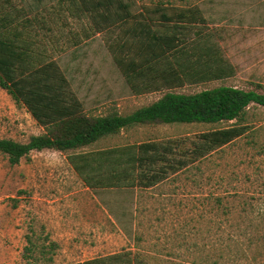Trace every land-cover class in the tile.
Listing matches in <instances>:
<instances>
[{"label": "rangeland", "instance_id": "374dc122", "mask_svg": "<svg viewBox=\"0 0 264 264\" xmlns=\"http://www.w3.org/2000/svg\"><path fill=\"white\" fill-rule=\"evenodd\" d=\"M123 1L130 14L148 11L153 19L161 6L201 10L205 25L189 39L211 46L230 76L172 92L228 86L264 94V0ZM12 4L20 19H35V45L56 62L86 115H125L166 92L133 95L112 59L120 30L94 33L69 0ZM233 122L135 126L86 151L166 141L188 148L200 132ZM238 123L242 136L145 190H91L68 153L32 151L15 165L0 155V264H122L109 259L119 253L129 264H264V107L249 104ZM41 133L0 89V138L25 143Z\"/></svg>", "mask_w": 264, "mask_h": 264}, {"label": "trees", "instance_id": "16d2710c", "mask_svg": "<svg viewBox=\"0 0 264 264\" xmlns=\"http://www.w3.org/2000/svg\"><path fill=\"white\" fill-rule=\"evenodd\" d=\"M69 1L84 13L94 33L120 30L122 37L116 41L112 59L133 95L166 92L125 115L115 111L86 115L56 62L35 45L31 37L35 19L7 15L6 9L14 6L0 2V89L42 128L41 134L30 136L25 143L0 138V155L9 165L32 151L54 150L68 153L66 161L91 190L148 189L168 173L177 174L242 136L246 127L238 122L249 104L264 107V94L252 90L219 86L192 94L171 91L186 82L226 78L231 73L211 46L195 37L189 39L192 28L204 22L196 6H170V13L166 6L157 7L153 13L158 16L153 19L148 11L131 15L129 1ZM128 22L131 25L126 26ZM188 48L190 52H186ZM230 121L234 122L227 127L200 132L188 142V148L180 141H166L86 151L99 140L135 126ZM55 247L49 242L47 251ZM126 256L119 253L109 259L129 264Z\"/></svg>", "mask_w": 264, "mask_h": 264}, {"label": "crops", "instance_id": "0c3cea01", "mask_svg": "<svg viewBox=\"0 0 264 264\" xmlns=\"http://www.w3.org/2000/svg\"><path fill=\"white\" fill-rule=\"evenodd\" d=\"M24 1H26V0H0V2L1 3H9V4H11V5H13L12 3L14 2V3H19V2H24ZM31 1H34V2H39V1H41V0H31ZM14 6V5H13ZM19 8L18 7H16L15 8V6L14 7H12V9L10 10V9H6V11H5V13L7 14V15H10V16H18V17H20V15H22V14H20V12H19ZM199 11L201 12V10L199 9ZM145 12H143V14H144ZM201 14H202V12H201ZM132 15V14H131ZM202 17H203V15H202ZM203 19H204V17H203ZM199 25H197V26H200V25H205V19H204V22L201 24V23H198ZM197 26H195L194 28H192V30H195V28L197 27ZM191 30V31H192ZM190 31V32H191ZM192 35V34H191ZM135 188H138V187H135ZM138 189H140V188H138ZM149 189V188H148ZM143 190H145V189H143Z\"/></svg>", "mask_w": 264, "mask_h": 264}]
</instances>
